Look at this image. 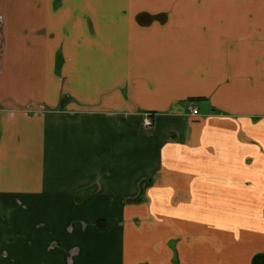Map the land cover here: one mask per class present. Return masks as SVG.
<instances>
[{
  "label": "crops",
  "instance_id": "crops-1",
  "mask_svg": "<svg viewBox=\"0 0 264 264\" xmlns=\"http://www.w3.org/2000/svg\"><path fill=\"white\" fill-rule=\"evenodd\" d=\"M260 255L264 0H0V264Z\"/></svg>",
  "mask_w": 264,
  "mask_h": 264
},
{
  "label": "trees",
  "instance_id": "trees-1",
  "mask_svg": "<svg viewBox=\"0 0 264 264\" xmlns=\"http://www.w3.org/2000/svg\"><path fill=\"white\" fill-rule=\"evenodd\" d=\"M253 264H264V255L257 256L254 259Z\"/></svg>",
  "mask_w": 264,
  "mask_h": 264
},
{
  "label": "built area",
  "instance_id": "built-area-1",
  "mask_svg": "<svg viewBox=\"0 0 264 264\" xmlns=\"http://www.w3.org/2000/svg\"><path fill=\"white\" fill-rule=\"evenodd\" d=\"M197 110L193 109V112H196ZM145 127L149 128L152 126V122L150 119H146L144 122Z\"/></svg>",
  "mask_w": 264,
  "mask_h": 264
}]
</instances>
